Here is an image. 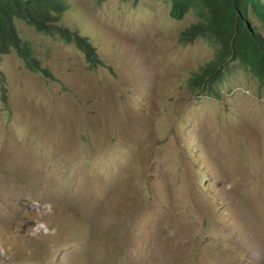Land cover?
<instances>
[{"label":"rangeland","instance_id":"rangeland-1","mask_svg":"<svg viewBox=\"0 0 264 264\" xmlns=\"http://www.w3.org/2000/svg\"><path fill=\"white\" fill-rule=\"evenodd\" d=\"M67 2L94 64L21 20L51 76L0 57V264H264V86L189 89L213 46L169 0Z\"/></svg>","mask_w":264,"mask_h":264},{"label":"trees","instance_id":"trees-1","mask_svg":"<svg viewBox=\"0 0 264 264\" xmlns=\"http://www.w3.org/2000/svg\"><path fill=\"white\" fill-rule=\"evenodd\" d=\"M169 1L171 18L179 20L188 12L196 17L181 30V42L202 37L213 46L212 58L200 64L187 78L189 89L218 96L216 85L222 82L224 69L230 61H238L264 86V0ZM67 8V0H0V57L14 51L27 69L51 76L35 57L30 42L20 36L15 21L21 20L38 31L74 41L94 64V49L87 37L77 29L60 24ZM6 86L5 75L0 70L3 98Z\"/></svg>","mask_w":264,"mask_h":264}]
</instances>
